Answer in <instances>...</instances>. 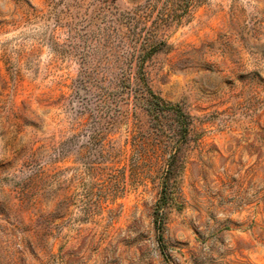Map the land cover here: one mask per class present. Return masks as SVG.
<instances>
[{"label": "rangeland", "instance_id": "obj_1", "mask_svg": "<svg viewBox=\"0 0 264 264\" xmlns=\"http://www.w3.org/2000/svg\"><path fill=\"white\" fill-rule=\"evenodd\" d=\"M143 2L0 0V264H264V0L160 30L149 83L191 115L175 159L160 136L135 150L132 93L97 97L127 32L105 15Z\"/></svg>", "mask_w": 264, "mask_h": 264}, {"label": "trees", "instance_id": "obj_2", "mask_svg": "<svg viewBox=\"0 0 264 264\" xmlns=\"http://www.w3.org/2000/svg\"><path fill=\"white\" fill-rule=\"evenodd\" d=\"M196 1L198 0H144L133 10L112 9L105 15L106 21L125 23L127 32L118 42L120 50L117 58L120 66L114 74L119 87L104 88V93L98 94L97 97L105 100L108 95L116 96L127 90L146 109L152 130L138 135L134 140L135 150L141 156L157 136L162 137L166 144L169 140V146L174 148L173 157L171 156L173 159L186 143L191 115L182 104L168 102L152 89L145 68L147 61L157 51L168 46L167 41L159 36L160 30L183 21ZM79 80L85 82L88 79L86 77ZM109 107L110 104L107 101L100 104L98 114H101L100 116L107 114ZM174 171V164L170 162L166 175H171ZM166 201L167 186H164L158 211Z\"/></svg>", "mask_w": 264, "mask_h": 264}]
</instances>
